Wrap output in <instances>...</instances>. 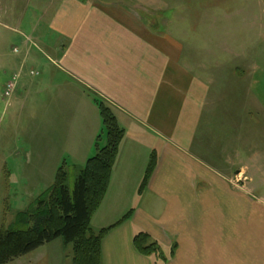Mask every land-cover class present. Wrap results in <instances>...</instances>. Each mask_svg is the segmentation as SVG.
Wrapping results in <instances>:
<instances>
[{"label":"crops","instance_id":"obj_1","mask_svg":"<svg viewBox=\"0 0 264 264\" xmlns=\"http://www.w3.org/2000/svg\"><path fill=\"white\" fill-rule=\"evenodd\" d=\"M32 1L39 24L31 26L37 32L40 22L46 25L51 54H32L25 46L15 63L21 78L14 99L21 105L33 99L37 114L20 179H12L25 188L27 208L39 196L33 189L49 188L62 163L78 172L96 153L102 131L93 102L98 96L115 110L126 135L92 228H109L131 212L103 240V264H152L134 248L139 232L177 247L166 264H264V193L246 192L230 173L232 156L243 172L245 158L254 164L264 158V0H248L232 13L238 22L225 19L221 6L208 9L221 15L208 16L204 78L185 52L191 20L160 18L181 3ZM219 25L225 31L215 30ZM225 120L235 132L217 142L214 126ZM205 125L208 132L202 133ZM245 125L246 138L239 133ZM152 154L157 165L141 192ZM218 155H226L224 165ZM10 178L0 153V183Z\"/></svg>","mask_w":264,"mask_h":264},{"label":"rangeland","instance_id":"obj_2","mask_svg":"<svg viewBox=\"0 0 264 264\" xmlns=\"http://www.w3.org/2000/svg\"><path fill=\"white\" fill-rule=\"evenodd\" d=\"M166 2L170 4L181 3V8L165 12L160 18L164 20L174 19L181 22L182 19L191 20L192 25L188 26L190 30L189 36L186 38V40L191 41L185 43V52L186 56L195 62L194 72L201 78L206 77V73L208 74V16L211 12L221 15L218 11H210L208 9L221 6L228 14L225 19L230 21V18H232L234 22H238L232 13L236 14L245 4L246 6L251 4L248 3V0H166ZM32 7V0H0V153L5 157L8 171L12 174L11 181L8 179L6 183H0V227L5 225L9 228L16 220L18 213L24 211L30 203L29 199L23 196L25 188L21 186V182L13 181L12 179H20L19 168L22 167L23 154L28 145L27 135L35 125L36 108L31 103L33 99L27 103L25 101L21 105V103H16L14 94L10 98L5 97L4 89L6 83L11 80L13 75L19 72V64L16 65L15 63L22 59V52L25 46L26 50L30 48L32 54H51L44 42V34L47 32L46 25L40 22L37 32H34V26H31V23L35 24V26L39 24L37 20L33 19L35 18V10ZM248 13H252V11ZM20 17L23 20V25H20ZM227 20L225 25L229 23ZM173 28L172 23L167 27L171 31ZM239 28L233 27L230 29L238 30ZM223 29L219 25L215 30L221 31ZM16 48L19 50L18 53L15 52ZM26 67L30 70L28 63ZM29 70H25L24 74L26 72L29 74ZM20 90L23 91V89ZM213 119V117H209L211 122V124L209 123V128H212ZM222 127L225 129L223 130ZM233 127L234 124L232 122L229 123L225 120L222 126L221 124L214 126V135L217 140L219 137L221 139L223 137L227 139L228 137L229 139L230 135H233ZM206 129V125L202 126V133L208 132V129ZM227 130L228 132L226 133ZM249 131L247 125L239 128V133H244L245 138L249 135ZM103 144H105V141H103ZM218 156V165H224L226 163V155L222 156V158L220 155ZM231 158L230 165L233 167L230 173L234 184H238L236 180H239V184L241 182L244 183L243 186L246 192L261 189V192L264 193L263 187L258 188L264 184V162H261L264 158L261 157L256 164L248 157L245 158L243 165H241L244 166V172L242 167L240 169V166H235L237 163L236 156ZM68 163L71 164L70 161ZM237 168L239 174L236 177ZM68 171V186L72 188L78 172L70 169V167ZM7 174V171H4L5 177H7ZM47 188L46 186L38 187L34 188L33 191L37 197ZM42 247L37 252L24 256L12 264H72V248L71 246H64L62 240L58 239Z\"/></svg>","mask_w":264,"mask_h":264},{"label":"trees","instance_id":"obj_3","mask_svg":"<svg viewBox=\"0 0 264 264\" xmlns=\"http://www.w3.org/2000/svg\"><path fill=\"white\" fill-rule=\"evenodd\" d=\"M93 102L102 120V131L95 141V155L79 169L72 188L68 186L69 166L62 163L53 184L29 208L19 212L9 228L0 227V264H9L58 239L64 246H71L72 264H103V240L131 217L130 212L115 225L98 232L92 228L93 217L107 194L126 135L115 110L98 96L93 97ZM156 165V154H152L141 192L146 189ZM133 245L152 264L168 263L177 249L175 245L165 247L146 232L137 233Z\"/></svg>","mask_w":264,"mask_h":264},{"label":"built area","instance_id":"obj_4","mask_svg":"<svg viewBox=\"0 0 264 264\" xmlns=\"http://www.w3.org/2000/svg\"><path fill=\"white\" fill-rule=\"evenodd\" d=\"M15 52L18 53V50L15 49ZM32 76L38 75V73L36 72H31L30 73ZM21 74L17 73L15 75H13V77L11 78V80H9L6 85H5V89H4V96L7 98H10L16 91L17 89V85L18 82L20 80Z\"/></svg>","mask_w":264,"mask_h":264}]
</instances>
